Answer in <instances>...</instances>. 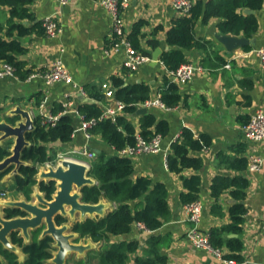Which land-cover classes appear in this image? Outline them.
<instances>
[{
	"label": "crops",
	"instance_id": "0c3cea01",
	"mask_svg": "<svg viewBox=\"0 0 264 264\" xmlns=\"http://www.w3.org/2000/svg\"><path fill=\"white\" fill-rule=\"evenodd\" d=\"M30 9L34 19L25 21L24 25L33 30L38 23L53 17L60 26V33L52 38L37 27L28 36L15 37L26 48V54L21 57L25 70L44 74L55 63L61 62L70 71L73 82L48 85L41 77L26 80L18 77L0 78V109H4L0 110V117L17 105L31 110L34 116L41 118L44 115L72 114L75 127L72 141L67 144H51L50 149L79 151L88 148L95 155L102 152L113 155L114 148L100 135L91 133L92 137L87 139L81 130L83 120L80 109L86 104H98L104 110L106 106L115 108L118 102H122L116 99L115 94L113 98H108L103 88L104 84H108L116 93L112 84L114 77L122 78L125 86H150L151 99H156L165 88L164 75L168 71L161 62L157 65H151L150 62L136 71H130L124 66L128 56L127 48L121 45L116 47L112 17L100 4V0H76L67 5H61L56 0H32ZM255 12L259 28L250 38L243 34L221 33V20L218 18L211 19L208 24L200 21L195 34L202 47L188 51L187 55L188 63L204 70L196 72L187 84L180 85L183 98L180 106L173 109H148L156 114L158 120L168 122L169 133L162 138L158 152L133 158L134 178L147 177L153 184L160 183L167 187L171 218L156 232L144 230L137 224L130 235L124 236V240L139 244V251L130 256L127 264H136L137 258L149 256L146 254L148 241L158 235H169L167 246L160 250L167 264H225L214 254L197 248L187 237L194 225L187 220V205L182 201L181 196L187 191L182 177L192 176L201 177L199 200L203 215L197 229L209 236L214 228L231 223L230 209L238 202L232 194L235 191L233 188L222 193L219 199L215 198V181L237 177L249 180L250 185L243 202L247 209L243 232L229 235V238H239L243 242V260H229L238 264H264V162L259 171L253 172L250 169L252 160H264V142L252 141L244 133V126L251 118L259 111L264 112V68L257 55L258 50L264 49V3L262 9ZM10 16L9 7L0 8V20L5 25ZM178 16L174 0H129V6L123 14L129 34L136 23H147L142 30L144 36L141 44L151 58L158 48L163 53L172 49L167 43V32ZM221 35L244 37L251 44L230 52L219 40ZM152 41L158 44L153 46ZM95 94L103 95L104 100L98 101ZM86 99L93 102H85ZM133 121L140 133L141 117ZM185 128L192 130L197 138L203 135L211 137L212 144L201 152L191 153V156L201 158V170L188 169L178 175L170 170L167 159L173 152L172 145L180 139ZM239 161L248 162V168L239 171L233 167ZM215 206L225 214L223 218L213 214ZM117 240L120 239L113 238L111 242L116 243ZM96 244L100 248L103 246L101 243ZM222 250L228 259L226 255L230 251L227 248ZM95 252L89 254L88 262L93 259Z\"/></svg>",
	"mask_w": 264,
	"mask_h": 264
},
{
	"label": "trees",
	"instance_id": "16d2710c",
	"mask_svg": "<svg viewBox=\"0 0 264 264\" xmlns=\"http://www.w3.org/2000/svg\"><path fill=\"white\" fill-rule=\"evenodd\" d=\"M263 3L264 0H192L189 13L187 15L178 14L179 16L167 32V43L172 49L164 52L160 58L168 71V74L164 75L165 88L161 90V100L167 108H176L183 100L180 85L172 82L169 73L177 71L181 65L188 63V51L202 47L201 42L196 39L197 24L200 21L208 24L211 19L218 18L221 20L219 23L221 33L238 36L243 34L250 38L258 31L259 23L255 15H244L242 9L259 11ZM31 4L32 0H0V8L9 7L11 10L7 25L0 20V65L2 63L11 65L15 69L16 77L21 80L28 79L32 73L25 70V63L21 60V57L26 54V48L15 37L28 36L37 27L46 33L44 22L38 23L33 30L24 25L25 21L34 19L30 9ZM146 24L144 21L136 23L128 35L132 47L142 55H150L141 44L144 36L142 30ZM115 41L118 43V40ZM157 44L158 42L152 41L153 46ZM112 84L116 89V99L126 105L123 114L119 115L115 122L111 119L97 122V126L91 130V133L100 135L114 148L115 152L113 155L105 152L96 155L91 175L98 181V186L87 188L83 193L84 201L87 203H98L101 198L105 197L115 203L116 207L105 219L88 220L79 227L77 226L83 237L89 236L95 243L103 245L87 264H95L96 261L97 264H127L130 256L139 251L138 242L117 240L116 243H112V239L130 235L137 224L144 225L148 231L156 232L171 218L167 187L160 183L153 184L152 180L147 177L135 179L133 158L119 154L126 147L135 146L138 136L145 141H150L159 135L166 137L169 133V124L166 120H158L156 114L148 111L141 116L140 133H138L131 115L137 112L140 104L151 99V87L145 84L125 86V81L120 77H114ZM95 97L98 101L104 100L103 95L95 94ZM102 112L98 104H86L80 109L85 121L98 119ZM34 118L36 130L27 135L32 146L26 149L23 158L33 164L43 165L54 159L58 152L50 149L49 145L67 144L72 141L75 131L74 119L72 114H65L59 118L54 127H47L43 124L41 117L35 116ZM15 121L12 119L10 122ZM13 144V141L9 140L4 145H0V162L10 155ZM211 144V137L203 135L197 138L192 130L185 128L180 139L172 145L173 152L168 156L170 170L178 175L188 169L201 170L203 167L201 158L193 157L191 153L201 152L209 148ZM233 167L244 171L248 168V162L239 161ZM20 172L21 175L16 177L12 186L15 187L16 192L29 198L36 184L34 178L37 173L36 168L22 167ZM4 175L0 176V180ZM182 178L184 188L187 190L181 196L183 203L190 205L200 201L201 177ZM249 185L248 179L237 177L232 180L219 178L213 186V196L217 199L226 190L233 188L235 191L232 194L238 202L230 209L231 223L214 228L210 232V242L215 249L227 248L230 251V254L226 255L227 258L239 262L243 260V242L239 238H229V235L232 233L239 235L243 232L242 225L247 213L243 202ZM43 189L48 191L49 196L54 192V187L44 186ZM16 213L17 211H14L11 214ZM213 214L221 218L225 216L217 206L213 208ZM62 222L58 221V224ZM167 237L169 235H158L149 239V249L146 252L149 256L137 258L136 264H167L166 257L160 253L161 248L167 246ZM12 240L22 247L23 241L17 233ZM51 243L50 238L39 241L38 235L35 236L31 245L23 247L27 255L25 264H48L47 260L51 258L49 252ZM0 254L3 255L7 264H19L17 256L4 251L2 246H0ZM85 263L73 261L71 264Z\"/></svg>",
	"mask_w": 264,
	"mask_h": 264
},
{
	"label": "water",
	"instance_id": "95a60500",
	"mask_svg": "<svg viewBox=\"0 0 264 264\" xmlns=\"http://www.w3.org/2000/svg\"><path fill=\"white\" fill-rule=\"evenodd\" d=\"M243 13L254 15L256 12L244 9ZM219 40L230 52L251 44V41L244 37L221 35ZM162 54L161 49H156L152 55L151 65L159 64ZM84 101L93 102L89 99ZM147 112V108H139L131 118H139ZM34 117L31 110L17 105L7 110L0 118V145L9 140L14 143L10 155L0 162V176L14 168L4 177L2 183H6L15 175H20L22 167H34L37 171L35 180L40 183L58 181L57 191L50 199L40 191V185H37L32 188L29 201L23 194L19 201L0 199V246L4 251L15 254L19 264H25L27 256L20 247L13 244L11 235L18 233L20 238L25 239L27 246L32 243V237L40 233L39 241L46 238L52 240L49 264H68L71 258L84 263L88 260L89 254L99 250L100 246L91 237H83L77 226L88 220L105 219L115 208V204L104 198L98 203L84 201L83 191L98 186V181L91 175L92 168L85 163L62 159L55 166L45 167L24 160V152L32 146L27 135L36 130ZM12 119L16 121L10 122ZM5 210L24 211L28 216L6 219ZM58 221L63 222L60 225ZM120 240H124V237H120ZM0 261L6 264L1 255Z\"/></svg>",
	"mask_w": 264,
	"mask_h": 264
},
{
	"label": "built area",
	"instance_id": "2783aa9c",
	"mask_svg": "<svg viewBox=\"0 0 264 264\" xmlns=\"http://www.w3.org/2000/svg\"><path fill=\"white\" fill-rule=\"evenodd\" d=\"M61 5H67L76 0H56ZM100 4L108 11L112 17L113 25V35L118 40L116 47L125 46L127 48V59L124 63V66L130 71H136L141 66L148 64L152 61V58L148 55H142L138 53L130 44L128 40V29L123 17L124 11L129 6V0H100ZM175 8L179 15H187L192 7V0H174ZM44 27L46 34L49 37L55 38L60 33V26L56 19L53 17H48L44 21ZM257 55L261 62L262 67L264 68V49L257 51ZM204 69L199 66H194L191 63H185L181 65L177 71L169 73V76L172 82L179 85L187 84L193 77L196 72H202ZM3 77H16L15 69L4 63L0 68V78ZM35 77L43 78L48 85H53L58 82H65L71 84L73 78L70 74L68 68L61 62L55 63L52 68L44 74L32 73L28 79ZM103 88L106 92L108 98L114 97V90L108 84H104ZM124 102H118L115 108L106 106L98 119H92L90 121H85L84 117H81L83 120L81 130L85 133L87 139L92 137L91 130L97 126V122L102 120L111 119L114 122L119 115L123 114L125 108ZM139 108H161L167 109L165 104L161 100V96L156 99H149L144 103L139 105ZM62 115H44L42 117L43 124L47 127H54L57 124V121ZM244 133L246 138L255 141V142H264V112H257L250 120V122L244 126ZM75 131L72 137H74ZM162 136H156L150 141H145L140 136H138V142L135 146H128L122 151L119 152L121 156L134 158L142 154L156 153L161 149ZM96 155L93 151L88 148L83 150H67V151H58L56 157L43 166L47 167L49 165H56L59 160L70 159L77 162L85 163L86 165L92 168V162L95 159ZM263 159L256 158L252 160L251 171L256 172L261 168ZM1 197V196H0ZM187 220L191 222L194 227L190 229L187 237L193 244L202 250L214 254L217 258L224 261L225 264H238L236 261L226 259L221 250L215 249L211 242L210 236L208 234H203L197 229V224L201 221L203 215V207L200 201L187 205ZM140 228L147 230L144 225L138 224Z\"/></svg>",
	"mask_w": 264,
	"mask_h": 264
},
{
	"label": "flooded vegetation",
	"instance_id": "af4514ba",
	"mask_svg": "<svg viewBox=\"0 0 264 264\" xmlns=\"http://www.w3.org/2000/svg\"><path fill=\"white\" fill-rule=\"evenodd\" d=\"M14 170V168L13 169H11L9 172H11V171H13ZM21 171V170H20ZM9 172L7 173V174H9ZM7 174H5L3 177H2V179L0 180V186H1V189H0V199L1 200H16V201H19L20 200V196L22 195V193H19V192H16V190H15V187L14 186H12L14 183H15V179H16V177H18V176H20L21 175V172H20V175H18V176H16L15 175V177L14 178H12V179H9L6 183H2V181H3V179H4V177L7 175ZM36 176V175H35ZM35 178V177H34ZM35 182H36V184L33 186V187H35V186H37V185H40V191L41 192H43L44 194H46V197L47 198H50V199H52V196H53V194H55L56 193V191H57V184H58V181H52V182H50V183H47V182H42V183H40L39 181H36L35 180ZM46 187V188H50V187H54V192L52 193V195H50L49 196V194H48V191L47 190H44L43 189V187ZM24 195V194H23ZM26 197V196H25ZM27 198V201H29V199L30 198H28V197H26ZM1 211V210H0ZM15 211H17V210H15ZM14 211H11V210H5L4 211V217L6 218V219H12V218H16V217H27L28 216V214L26 213V212H24V211H17V213L16 214H11V213H13ZM61 225V224H60ZM15 235V233H13L12 235H11V238L13 239V236ZM17 235H18V233H17ZM38 235V240H39V237H40V233L39 234H37ZM37 235H34L33 237H32V243H33V241H34V237L35 236H37ZM19 236V235H18ZM20 237V236H19ZM22 239V241H23V245H22V247L19 245V244H15L14 243V241L12 240V242H13V244L14 245H16V246H18V247H20L22 250H23V247H25V239H23V238H21ZM31 243V244H32ZM31 244H28L27 246H29V245H31ZM51 251V245H50V248H49V252ZM9 252V251H8ZM24 252V251H23ZM13 254V253H12ZM25 254V253H24ZM50 254H51V252H50ZM1 255V254H0ZM15 255V254H14ZM26 255V254H25ZM2 257H3V255H1ZM27 256V255H26ZM4 258V257H3ZM5 259V258H4ZM51 259V258H50ZM50 259H48L47 260V263L49 262V260ZM17 260H18V257H17ZM74 261H76V259H74ZM78 262H80V261H78ZM0 263L1 264H3L1 261H0ZM19 263V262H18ZM72 262H71V260L69 259V261H68V264H71ZM88 263V261L85 263V264H87ZM6 264H7V262H6ZM49 264V263H48Z\"/></svg>",
	"mask_w": 264,
	"mask_h": 264
},
{
	"label": "rangeland",
	"instance_id": "374dc122",
	"mask_svg": "<svg viewBox=\"0 0 264 264\" xmlns=\"http://www.w3.org/2000/svg\"><path fill=\"white\" fill-rule=\"evenodd\" d=\"M6 109H7V108H6ZM6 109H5V110H6ZM1 117H2V116H1ZM1 117H0V118H1ZM94 161H95V159H94V160H93V162H92V167H93V165H94ZM94 255H95V253H94ZM74 259H75V258H71V259H70V260H71V262H73V261H74ZM88 260H89V259H88ZM88 260H86L85 262H87Z\"/></svg>",
	"mask_w": 264,
	"mask_h": 264
}]
</instances>
